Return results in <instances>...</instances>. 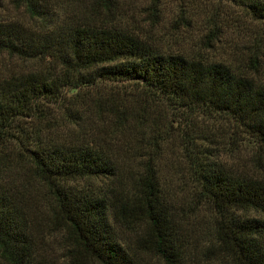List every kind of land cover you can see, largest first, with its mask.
Returning a JSON list of instances; mask_svg holds the SVG:
<instances>
[{
    "label": "trees",
    "instance_id": "trees-1",
    "mask_svg": "<svg viewBox=\"0 0 264 264\" xmlns=\"http://www.w3.org/2000/svg\"><path fill=\"white\" fill-rule=\"evenodd\" d=\"M7 3L13 14L0 0V258L29 263L32 232L48 223L70 241L69 264H136L141 254L161 264H264V35L251 32L258 45L248 48L232 38L264 25V0H180L185 18L173 10L172 29L198 21L199 41L223 46L238 70L163 51L124 28L137 15L152 28L163 0H147L134 16L139 5L126 0ZM165 109L182 112L188 126L222 118L251 142L256 175L190 157L186 128L174 137L188 155L186 177L161 176L156 155L174 136ZM117 230L132 235L128 247Z\"/></svg>",
    "mask_w": 264,
    "mask_h": 264
},
{
    "label": "rangeland",
    "instance_id": "rangeland-1",
    "mask_svg": "<svg viewBox=\"0 0 264 264\" xmlns=\"http://www.w3.org/2000/svg\"><path fill=\"white\" fill-rule=\"evenodd\" d=\"M179 1L180 0H163L165 10L158 16L156 21L157 24H151L153 29L148 25L150 23L141 22L144 17L138 15L134 20V17H132V19H126L124 28L132 32L137 31L141 33V35L151 38L153 43H156L155 45L164 49L163 51L168 49L169 51L181 52L188 56L198 55L210 61L224 62L229 64L234 70H238L237 67L239 64L234 58L229 56L228 52L224 51L223 46L219 47V45H214L215 48L213 47V50L206 49L204 43L199 41L204 33L201 27H197L199 26L198 21L191 28L183 27L181 26L182 24L179 23L178 29H172V21L174 20L173 15L176 9L178 14L183 18L190 17L191 15L187 12L184 4L179 3ZM126 2L139 5V7H135L134 13H132L134 16L135 14H139V9L144 6L147 0H126ZM2 6L13 14V7L7 3V0H2ZM221 6L224 7H222V10H229L227 9V5ZM251 32H253L252 35L256 33L263 36L264 25L252 24L249 27L246 25L238 34H233L232 38L239 42V46L241 42L246 48L253 47L254 45L257 46L258 37L252 36ZM243 62L247 65L246 61ZM3 63H6V61H2L0 58V65ZM13 66L17 69L16 66L18 65L15 64ZM259 75L264 78V59L259 64ZM105 88L108 89V87ZM114 89L116 90L119 88ZM165 113V115H167L165 122L167 125H170V135L174 136L171 137L172 140L168 143H163L162 146H160L159 152L156 155L161 176L170 179V181H174L175 179L179 181L181 178L186 177L183 171L185 166H188L186 164L188 155L181 151V141L174 137L176 134L179 135L182 131L184 133L187 132L188 128H193L192 137L196 145V150L193 151V154L189 155L190 157L200 158L202 161L204 157H207L209 160H212L217 165L224 168V170H229L233 174H244L245 176L256 175L255 169L258 168V165L253 162L255 151L252 149L251 142L243 137V135L236 133L235 130L228 128L226 122L222 118H196L195 121H192L193 125L191 124V126H188L185 125L186 117L184 114H181L182 112L165 109ZM262 167L264 168V161H262ZM119 231L117 230V236L120 242H122L124 247H128L132 235L124 230L122 233ZM32 235L34 240L33 244L35 245L33 257L29 263L25 264H69L66 250L70 247V241L60 238V233L57 228L47 223L42 225V227L38 226L34 232H32ZM199 259L202 262L204 261V258H201L200 255ZM15 261L16 262L13 264H23L20 260ZM135 262L136 264H161L152 256L142 254L136 256ZM0 264L8 263L0 258Z\"/></svg>",
    "mask_w": 264,
    "mask_h": 264
}]
</instances>
